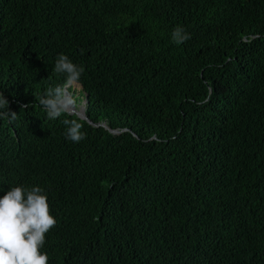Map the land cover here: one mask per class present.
<instances>
[{
    "label": "trees",
    "instance_id": "16d2710c",
    "mask_svg": "<svg viewBox=\"0 0 264 264\" xmlns=\"http://www.w3.org/2000/svg\"><path fill=\"white\" fill-rule=\"evenodd\" d=\"M60 54L78 143L38 105ZM0 92V189H45L48 264H264V0H0Z\"/></svg>",
    "mask_w": 264,
    "mask_h": 264
},
{
    "label": "clouds",
    "instance_id": "9594fccd",
    "mask_svg": "<svg viewBox=\"0 0 264 264\" xmlns=\"http://www.w3.org/2000/svg\"><path fill=\"white\" fill-rule=\"evenodd\" d=\"M190 38L181 26L175 27L171 34L176 44ZM84 71L83 66L60 54L54 72L64 75V82L47 87L38 100L48 119L62 115L76 117L62 121L66 126L65 138L76 143L86 138L78 116L83 101L77 94ZM0 119H17V112L10 109L3 92H0ZM56 225L57 219L51 214L48 196L42 187L19 185L8 191L0 189V264H48V254L41 253L40 249L45 244V234Z\"/></svg>",
    "mask_w": 264,
    "mask_h": 264
},
{
    "label": "water",
    "instance_id": "95a60500",
    "mask_svg": "<svg viewBox=\"0 0 264 264\" xmlns=\"http://www.w3.org/2000/svg\"><path fill=\"white\" fill-rule=\"evenodd\" d=\"M78 116L80 119H84L86 120L85 116H84V113H83V109L80 108L79 111H78ZM89 124H91L88 120H86ZM113 133H116L115 131H112Z\"/></svg>",
    "mask_w": 264,
    "mask_h": 264
},
{
    "label": "rangeland",
    "instance_id": "374dc122",
    "mask_svg": "<svg viewBox=\"0 0 264 264\" xmlns=\"http://www.w3.org/2000/svg\"><path fill=\"white\" fill-rule=\"evenodd\" d=\"M80 88V87H79ZM82 105V104H81ZM81 108V107H80Z\"/></svg>",
    "mask_w": 264,
    "mask_h": 264
}]
</instances>
